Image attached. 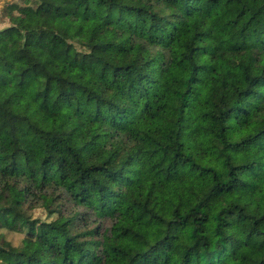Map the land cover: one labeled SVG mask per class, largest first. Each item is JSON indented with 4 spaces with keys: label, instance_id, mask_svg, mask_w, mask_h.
<instances>
[{
    "label": "trees",
    "instance_id": "trees-1",
    "mask_svg": "<svg viewBox=\"0 0 264 264\" xmlns=\"http://www.w3.org/2000/svg\"><path fill=\"white\" fill-rule=\"evenodd\" d=\"M22 1L0 264H264V0Z\"/></svg>",
    "mask_w": 264,
    "mask_h": 264
},
{
    "label": "rangeland",
    "instance_id": "rangeland-1",
    "mask_svg": "<svg viewBox=\"0 0 264 264\" xmlns=\"http://www.w3.org/2000/svg\"><path fill=\"white\" fill-rule=\"evenodd\" d=\"M16 4L21 6L23 4L22 0H0V29L6 28L9 25L8 18L4 17V12L6 8L11 5ZM31 219H37L40 222H49L54 217H49L42 209H34L30 212ZM0 234L4 236V239L9 242L13 247L22 249L24 247L23 240L28 236L27 231L15 232L10 229V224L0 225Z\"/></svg>",
    "mask_w": 264,
    "mask_h": 264
},
{
    "label": "water",
    "instance_id": "water-1",
    "mask_svg": "<svg viewBox=\"0 0 264 264\" xmlns=\"http://www.w3.org/2000/svg\"><path fill=\"white\" fill-rule=\"evenodd\" d=\"M5 28H3V29H0V33L4 30Z\"/></svg>",
    "mask_w": 264,
    "mask_h": 264
}]
</instances>
